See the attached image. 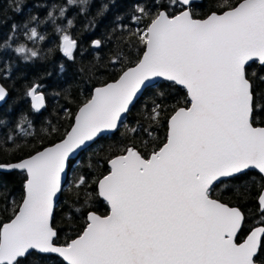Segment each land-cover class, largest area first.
<instances>
[{"label": "snow or ice", "instance_id": "snow-or-ice-1", "mask_svg": "<svg viewBox=\"0 0 264 264\" xmlns=\"http://www.w3.org/2000/svg\"><path fill=\"white\" fill-rule=\"evenodd\" d=\"M36 37L32 28L27 38ZM139 40L146 46L143 59L115 83L95 90L60 144L12 166L29 179L19 214L0 229V264H23L18 258L32 250L56 253L67 264H258L264 255V228L235 242L242 214L210 198L221 178L250 167L264 174V128L250 122L254 101L245 76L249 60L264 63V0H244L227 15L204 22L194 20L190 9L172 18L161 12ZM75 48L63 35V54L71 59ZM16 52L37 55L23 45ZM153 77L186 87L191 108L171 117L168 143L149 159L127 150L110 161L112 171L99 187L111 215L90 214L82 234L56 246L53 198L70 154L103 130L115 129ZM30 95L38 112L43 94L34 85ZM5 96L0 86V101Z\"/></svg>", "mask_w": 264, "mask_h": 264}, {"label": "trees", "instance_id": "trees-1", "mask_svg": "<svg viewBox=\"0 0 264 264\" xmlns=\"http://www.w3.org/2000/svg\"><path fill=\"white\" fill-rule=\"evenodd\" d=\"M240 1L202 0L193 7L192 17L204 19ZM161 10L174 15L181 9L175 0H0V83L9 92L8 101L0 107V164L20 161L62 140L76 110L90 99L92 90L115 81L140 60L145 45L139 36ZM32 28L37 37L29 40ZM65 34L76 42L71 59L62 52ZM94 40L102 42L97 49L92 46ZM21 45L36 51L37 56L17 53ZM246 78L254 101L251 123L262 127L264 66L257 62L248 66ZM34 85L46 99L41 113L30 106L28 92ZM189 105L183 88L160 82L143 93L116 133L102 137L70 161L67 186L52 220L57 231L55 244L66 245L82 234L89 212L108 214V205L97 193L98 181L109 172L108 161L129 148L149 158L165 144L169 118ZM25 181L24 173L0 172V229L16 214ZM263 188V177L247 171L210 190V198L243 213L237 242L255 226H264V211L257 202ZM20 260L23 264H65L55 256L36 253ZM258 263L264 264V255Z\"/></svg>", "mask_w": 264, "mask_h": 264}, {"label": "water", "instance_id": "water-1", "mask_svg": "<svg viewBox=\"0 0 264 264\" xmlns=\"http://www.w3.org/2000/svg\"><path fill=\"white\" fill-rule=\"evenodd\" d=\"M176 1H177V3H178L179 5H181V6L184 8V10H182L181 12H179L178 14H176V15H174V16H169L165 11H160L159 13H161V12H162V13H165V14H167V15L169 16V18L176 17V16H179L183 11L188 10L193 4H195V3H201L202 0H191L190 5H184V4L182 3V0H176ZM243 2H244V0L240 1L235 7L231 8V9H227V10L221 12V13H211L209 16H207V17L204 18V19H195V18H193V17H192V18H193L194 20H196V21L204 22V21H207V20H208L211 16H213V15H216V16H225V15H227L229 12L234 11L236 8H238L239 5L242 4ZM190 13H191V12H190ZM149 25H150V24H149ZM61 45H62V42H61ZM95 48H98V47H95ZM145 52H146V46H145V48H144V51H143V53H142V55H141L140 60H139L134 66H132V67H130V68L136 67V66L138 65V63L143 59V56H144ZM255 62H257V63H258L259 65H261V66H264V63H261V62H260L258 59H256V58H254V59H252V60H249V61L245 64V76H246V68H247L248 66L252 65V64L255 63ZM130 68H127L126 70H128V69H130ZM126 70H124V71H126ZM124 71H123V72H124ZM123 72H122V73H123ZM122 73L120 74V76L122 75ZM120 76H119L115 81H111V82H108V83H106V84H104V85L97 86V87H95V88L92 90L90 99H89L87 102H85L84 104H82L81 106H79L78 109L76 110V112H75V114H74V117H73V123H72L70 129L68 130V132L66 133V135L71 131L72 127L75 125L76 117L78 116V114H79L81 108H83L84 105H85L86 103L90 102L91 99L94 98L95 90L98 89V88H102V87H104L105 85L115 83L116 81L119 80ZM246 79H247V78H246ZM160 82L173 83V84H175L177 87H179V88H183V89L186 91L187 96H188V99H189V101H190V105H189V107H187V108H183V109L188 110V109L191 108L192 101H191V97H190V95H189L188 90H187L186 87H184L183 85L176 84V83H174V82H172V81H169V80H167L165 77H153L151 80L146 81V82H145V85H143V86L141 87L140 91L137 92V94H136V96L134 97L132 103L129 105V110H130V109L136 104V102L142 97L143 93H144L148 88H150V87H152V86H155L156 84H158V83H160ZM249 83H250V82H249ZM250 85H251V83H250ZM0 86H2V87L5 89V91H6V96H5V98H4L2 101H0V107H2L3 105L6 104V102H7L8 99H9V92L7 91V89H6L1 83H0ZM32 88H33V87H32ZM32 88H31V89L29 90V92H28V97H29L30 106H31L32 110L35 111V112H37V111L34 110V108H33V105H34V103H35V100H34V98L30 95V92H31ZM251 92H252V87H251ZM36 93H37V94H43V93L39 90V87H38V86H36ZM43 97H44V107L41 108L37 113H41V112L46 108V99H45L44 94H43ZM179 109H182V108H179ZM179 109H178V110H179ZM129 110H128L126 113H123V114L121 115V118H120V120L117 122V127H116L115 129H105V130H103V131L100 132L96 137H94L92 140H90V141H86L83 145H81V146H80L79 148H77L73 153L70 154V156H69V158H68V161L66 162L65 171H64L63 173H61V175H60V191H59V192L56 194V196L53 198V212H52V216H51V219H50V226H51L52 228H53V226H52V220H53V217H54V212H55V210H56V208H57V206H58V203H59V201H60L62 190L67 186L68 175H69V163H70V161H72V160H76V159L78 158V156H79L82 152L88 150L92 145H94V144H95L99 139H101L102 137L110 136V135H113L114 133H116V131L119 129V127L121 126L122 122H123L124 119L126 118V115L128 114ZM178 110H176V111L173 113L172 116H174L175 113H176ZM252 113H253V112H252ZM172 116H171V117H172ZM171 117L169 118V120H168V125H167V140H166L165 144H164V145H163V146H162L157 152H159V151H160V150H161V149H162V148L168 143V138H169V135H170V120H171ZM251 118H252V116H251ZM251 118H250V122H251ZM251 124H252V123H251ZM252 126H253V125H252ZM253 127H254V128H257V129L264 128V126H262V127H255V126H253ZM66 135H65V136H66ZM65 136H64V137H65ZM60 143H61V140L58 141V142H56V143L53 144V145H50V146H47V147L43 148L42 150L36 152L35 154H33V155H31V156H29V157H27V158H24V159H22V160H20V161H17V162H14V163L0 164V172H1V173L20 172V173H24V174L26 175V181H25V184H24V197H23V200H22V202H21V204H20V206H19V208H18L16 214L13 216V218H12L11 220H9L8 222H6L5 224H3L2 227H1V229H2L4 226L10 224V223L13 221V219L15 218V216L19 214V211L21 210L22 205H23V202H24V200H25V198H26V184H27V181H28L29 177H28V175H27V173H26L25 170L15 169V168L12 167V166L16 165V164L19 163V162L26 161V160H28L30 157L35 156L37 153H39V152H44V151H46L47 149L53 148L55 145H58V144H60ZM128 150L136 151V152L139 154V152H138L137 150H134L133 148H129ZM126 154H127V152H126L125 154H123V155H126ZM120 156H122V155H120ZM151 156H152V154L149 156V158H150ZM117 157H119V156H116V157H114V158H112V159H115V158H117ZM142 158H143V157H142ZM149 158H147V159H149ZM112 159H110V160L108 161V163H107L108 168H109V172H108L104 177H102V178L98 181V183H97V193H98V197H99L100 200L104 201V202L108 205L109 212H108V214H107L106 216H100V215H98V214H96V213H94V212H89V213L87 214V223H88V218H89V215H90V214H92V215H96V216H99L100 218H106L107 216L111 215V205L108 203V201H107V200L104 198V196L101 194V189H100L99 185H100V182H102L106 176L110 175V173H111V171H112L110 161H111ZM247 171H255V172H257L259 175H261V176L263 177V179H264V174L260 173L259 170L256 169V168H254V167H250V168H248V169H245L242 173L236 174L234 177L239 176V175H241V174H243V173H245V172H247ZM231 178H233V177H230V178H221L220 180L214 182V184L212 185V187L210 188V190H211L216 184L220 183L221 181L228 180V179H231ZM211 199H212V198H211ZM214 200H215V199H214ZM216 201H218V200H216ZM218 202H219V201H218ZM257 202H258V205H259V209H260V211L263 212L264 210H262V209H264V188L262 189V191H261V193H260V195H259V197H258ZM219 203H221V202H219ZM222 204H223V203H222ZM224 205H225V204H224ZM225 206H227V207H229V208L237 209V210L242 214V216H243V221H242V224H241V228H240V230L237 232L236 237H235V242H237L238 235H239V233L241 232L242 227H243V224H244V215H243V213H242L238 208H236V207H230V206H228V205H225ZM262 228H264V226H262V225L255 226L254 228H252V229L248 232V234L245 236V238L243 239V241H241V242H237V243H240V244L244 243V242L246 241V239L248 238V236L250 235V233H251L253 230L259 231V230L262 229ZM53 230L57 233V231H56L54 228H53ZM76 238H77V237H76ZM76 238H75V239H76ZM55 239H56V238H55ZM70 242H71V241H69L68 243H70ZM56 246L63 247V246H65V245H57V244H56ZM32 253H36V254H40V255H50V256H55V257L59 258L61 261H63L65 264H67V262L63 259V257L59 256V255L56 254V253H39V252H37V251H35V250H32ZM26 257H27V256H26ZM26 257L18 258V259L20 260V259H24V258H26ZM258 264H261V263H258Z\"/></svg>", "mask_w": 264, "mask_h": 264}, {"label": "flooded vegetation", "instance_id": "flooded-vegetation-1", "mask_svg": "<svg viewBox=\"0 0 264 264\" xmlns=\"http://www.w3.org/2000/svg\"><path fill=\"white\" fill-rule=\"evenodd\" d=\"M176 1V0H175ZM202 2V1H201ZM176 3H177V1H176ZM197 4H200V3H195V4H193L189 9H190V12H191V15H192V9H193V7L195 6V5H197ZM177 5H178V7L181 9L179 12H181L182 10H184V8L181 6V5H179L178 3H177ZM161 11H165L169 16H174V15H176V14H178V13H176V14H174V15H171L170 13H168L166 10H161ZM160 12V11H159ZM71 39V38H70ZM73 40V39H72ZM95 48V47H94ZM99 48V47H98ZM95 49H97V48H95ZM222 182V181H221ZM217 185V184H216ZM215 185V186H216Z\"/></svg>", "mask_w": 264, "mask_h": 264}, {"label": "clouds", "instance_id": "clouds-1", "mask_svg": "<svg viewBox=\"0 0 264 264\" xmlns=\"http://www.w3.org/2000/svg\"><path fill=\"white\" fill-rule=\"evenodd\" d=\"M37 56V55H36Z\"/></svg>", "mask_w": 264, "mask_h": 264}]
</instances>
